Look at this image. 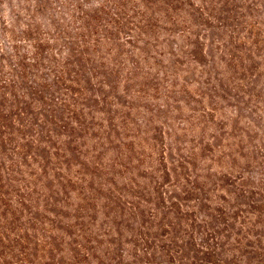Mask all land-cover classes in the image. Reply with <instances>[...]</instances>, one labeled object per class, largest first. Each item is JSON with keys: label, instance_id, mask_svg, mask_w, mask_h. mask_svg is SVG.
I'll return each instance as SVG.
<instances>
[{"label": "trees", "instance_id": "trees-1", "mask_svg": "<svg viewBox=\"0 0 264 264\" xmlns=\"http://www.w3.org/2000/svg\"><path fill=\"white\" fill-rule=\"evenodd\" d=\"M84 1L0 22V264H264V0ZM167 80L189 171L168 192L164 123L129 119Z\"/></svg>", "mask_w": 264, "mask_h": 264}, {"label": "rangeland", "instance_id": "rangeland-1", "mask_svg": "<svg viewBox=\"0 0 264 264\" xmlns=\"http://www.w3.org/2000/svg\"><path fill=\"white\" fill-rule=\"evenodd\" d=\"M95 2V0H85L83 3L84 5H91ZM16 5H18V0H0V22L2 19L5 21H8L11 19V17L14 14H18L19 9L16 8ZM56 8V6L54 7ZM58 7L56 8L57 11ZM20 18L23 20V15H19ZM175 38L174 41L176 44L178 43V40H176V35L179 31H175ZM0 43L1 48L3 49V53H1L4 57H7L9 54V45L3 37V34L0 30ZM21 46V45H20ZM180 69H183V66L178 65L176 71H180ZM170 81H160L158 82L160 84L159 91L155 93V96L158 98L151 99L150 102L146 101H133L131 103L132 106H137L138 109H140V114L130 115L129 119H132L136 121L137 123H147V119L151 118L146 113H143L141 110V107L144 106V111H146V107L150 109V111L153 114L157 115V119L159 121L163 122V125L156 126L155 124L153 127L156 128H163L167 132L164 136L161 137L159 135H156V143L158 144L160 153H164V157L166 160L164 161V166L167 165L168 167L171 164V167H173L175 171V175H173V178H167L164 177L162 180V186H164V191H171L174 189L175 185H179V187H183L186 189L188 186L185 182V179L187 178L189 171L187 170V135L185 133V110L183 109V105L180 104L178 101L184 99V94H178L177 91L173 90L171 93H167L166 90L161 88L162 86L168 85ZM181 83L180 81L173 80L170 82V84H173L175 87H177V84ZM166 95H169V102L168 106L162 107L165 105V99ZM121 99V98H120ZM126 101H130L127 99ZM182 107V111L178 112V107ZM169 127V128H168ZM161 149L163 151L161 152ZM264 154V150H263ZM163 168V167H162ZM161 169V168H160ZM248 178V186H254V185H260L264 190V155L263 159L261 160V165L254 164L252 167L248 169L247 174L245 175ZM214 195V193H212ZM216 195L227 197V195L223 191H218ZM183 198L182 205H189V198L185 195L181 196ZM188 199V201H187ZM215 202L220 203L219 198H214ZM213 200V201H214ZM185 206V207H186ZM184 207V208H185Z\"/></svg>", "mask_w": 264, "mask_h": 264}]
</instances>
